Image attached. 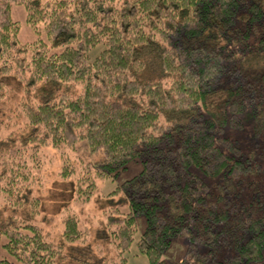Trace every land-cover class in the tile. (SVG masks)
Here are the masks:
<instances>
[{"label":"trees","instance_id":"1","mask_svg":"<svg viewBox=\"0 0 264 264\" xmlns=\"http://www.w3.org/2000/svg\"><path fill=\"white\" fill-rule=\"evenodd\" d=\"M15 4L45 39L18 40ZM9 74L22 95L15 128L0 135V237L13 258L0 264H66L64 243L30 220L40 200L27 159L45 146L72 152L59 173L83 199L141 158L117 189L128 211L106 215L119 257L99 264H126L139 214L136 245L150 264L181 233L190 247L179 264L223 247L228 264L262 259L264 188L244 193L261 166L225 132L249 123L264 133V0H0V76ZM8 90L0 77V100ZM81 234L68 215L64 239Z\"/></svg>","mask_w":264,"mask_h":264},{"label":"rangeland","instance_id":"2","mask_svg":"<svg viewBox=\"0 0 264 264\" xmlns=\"http://www.w3.org/2000/svg\"><path fill=\"white\" fill-rule=\"evenodd\" d=\"M11 16L20 24L18 40L29 43L37 37L45 39L44 32L37 28L32 29L26 22V11L23 5L12 6ZM98 53V48L90 52V57ZM8 83V94L0 100V135L7 128L14 129L15 105L21 98V86L14 74L0 76ZM232 138L238 139L241 147L253 161L261 168L256 175L249 178L245 184L244 193L256 192V188H264V133L254 135L248 123L243 130L226 129ZM64 155L72 156L66 146H45L36 156L28 157L27 162L32 170V194L40 200L39 210L31 216V221L37 224L47 238L55 242L64 243L66 264H99L107 259H117L118 247L110 236L106 224V215L115 208L121 213L128 211L126 203L119 205L125 198L121 184L137 175L142 168L141 158L129 161L117 174L98 179L96 187L87 199L78 197L75 183L72 178L60 176V169ZM2 201H0L1 203ZM18 215H30L27 209L17 212ZM68 215L77 218L78 228L82 231L80 237L73 241H66L63 237L64 219ZM146 227V218L143 214L136 216L135 232L129 248L123 253L126 264H150L148 257L138 251L136 242ZM6 239L0 237V258L13 259L7 252L3 243ZM190 247L189 239L185 233L178 234L171 242L156 264H179ZM201 252L208 249L205 244L197 247ZM233 249L223 247L211 254L206 261H194V264H228V258L233 255ZM249 264H264V249L262 259Z\"/></svg>","mask_w":264,"mask_h":264}]
</instances>
